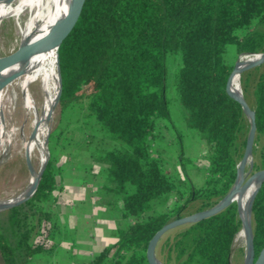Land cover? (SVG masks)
Masks as SVG:
<instances>
[{"label": "trees", "instance_id": "1", "mask_svg": "<svg viewBox=\"0 0 264 264\" xmlns=\"http://www.w3.org/2000/svg\"><path fill=\"white\" fill-rule=\"evenodd\" d=\"M231 45L236 50L230 57ZM58 53L59 112L63 116L85 104L91 134L98 135L89 144L88 165L114 185L109 189L122 196L123 213L133 221L119 230L116 243L74 264H150L147 249L159 229L185 216L193 203H199L198 211L212 208L237 180L250 121L226 87L238 56L264 53V0H86L80 22ZM169 55L179 59L174 86L184 124L203 140V184L185 172L183 149L182 172L175 178L154 147L160 122H172ZM241 85L245 99L251 93L254 100L258 171L264 169V62L242 72ZM54 137L52 132L50 142ZM62 167L51 153L36 192L0 210L2 264H29L49 250L48 230L55 225L51 204ZM166 197L174 198L171 206L156 211ZM235 200L241 212L238 196ZM236 201L165 233L157 257L163 264H232L242 228ZM251 220L257 257L264 248V181Z\"/></svg>", "mask_w": 264, "mask_h": 264}, {"label": "rangeland", "instance_id": "2", "mask_svg": "<svg viewBox=\"0 0 264 264\" xmlns=\"http://www.w3.org/2000/svg\"><path fill=\"white\" fill-rule=\"evenodd\" d=\"M0 30V57H3L20 46V37L18 35L16 20L13 18H4L0 23ZM228 50L229 56L231 57L236 48L234 45H231ZM240 56L233 61L234 67ZM168 62L170 71L168 74V98L170 100L172 122H160L157 128L159 136L156 139L154 147L160 152L165 169L175 178L180 177L182 172L181 161L178 159V156L183 149L185 155V158H183L185 172L195 183L203 184L205 182V173L203 170L205 163L203 140L196 131L186 128L181 114V103L177 98L174 86V71L179 65V59L175 55H169ZM8 92L14 96V100L12 101L8 98V102L4 103V110L1 114L5 125V131L11 136L8 146L5 152H3V159L0 162V201L3 202L18 196L29 185L32 174L28 161H30L36 173H39L41 169L39 148H35L31 153L27 151V143L34 131V115L25 107L23 94L19 88L10 85L8 87ZM10 94L7 97H9ZM31 94L36 100L38 109L41 110L43 93L41 92L39 83L32 84ZM246 101L250 107L253 106L254 100L251 93ZM85 112L86 108L84 104L79 107L67 109L64 115L61 116L58 104L56 105L53 113H51L52 116L50 120L47 122L44 135L45 141H47L48 137V142L46 143L47 152H49L50 155L52 153L56 157L59 164L63 166V169L67 170L69 168L73 173L77 170L83 171L82 178L84 181H105L99 174V168L97 166L94 168L96 172H93L88 165V163H90L88 159L90 154L88 147L92 141L98 138V135L94 136L91 134V132L95 130L93 129L94 127L91 126L92 123L84 117ZM162 123L168 124L171 129L165 128ZM177 131L182 133V140L179 139ZM52 132L55 133L56 137L50 142V135ZM58 133H62L60 137ZM260 148L261 143H258L255 151L253 149L251 153V161L257 165L262 164ZM255 172L257 171L254 170V166L251 168L250 162L247 163L244 181L249 179ZM62 175L65 176V172H63ZM58 179L60 180V176ZM243 197L244 195L238 193V200L241 206ZM169 201V204L165 205L164 208L166 206L167 208L171 206L173 200L170 199ZM198 207V202L193 203L185 212V216L199 212ZM36 239H41V237L37 236ZM245 257L246 242L235 239L232 264H244ZM0 264H2L1 259Z\"/></svg>", "mask_w": 264, "mask_h": 264}, {"label": "bare ground", "instance_id": "3", "mask_svg": "<svg viewBox=\"0 0 264 264\" xmlns=\"http://www.w3.org/2000/svg\"><path fill=\"white\" fill-rule=\"evenodd\" d=\"M72 3L73 0H0V23L4 18L15 19L20 37V45H32L49 33L52 28L64 27L71 22L70 8ZM262 57V54H241L230 80V88L238 96L244 97L241 87V69L243 65L254 62ZM6 80L8 82L4 86H0V162L11 138L5 131L1 114L4 110V103L8 102V98L9 100H14V96L8 92V87L14 85L15 88H19L22 91L25 107L34 115V131L27 143V151L31 153L35 148H39L42 166L47 153L46 141L44 140L47 122L50 120L51 113H53L56 107L60 88L56 49L30 50L21 60L0 71V83ZM34 83H39V87L43 93L41 110L38 109L36 100L31 94V86ZM8 93L10 94L9 97H7ZM252 151L248 153L246 165L251 161ZM238 170V190L234 199L237 198L238 193L244 195L241 207L243 223L235 239L246 242L245 259H247V230L250 223L249 201L260 182L259 179H254L245 186L247 181H244L246 177L245 170L240 165L238 166ZM31 174L32 178L29 185L20 193L18 198L23 197L31 189L39 173H36L32 167ZM2 204L4 202L0 201V205Z\"/></svg>", "mask_w": 264, "mask_h": 264}, {"label": "crops", "instance_id": "4", "mask_svg": "<svg viewBox=\"0 0 264 264\" xmlns=\"http://www.w3.org/2000/svg\"><path fill=\"white\" fill-rule=\"evenodd\" d=\"M64 172L53 192L55 225L48 230L49 250L36 254L29 264L89 261L116 243L119 230L133 222L123 213L122 196L109 189L114 186L110 181H84L83 171L73 173L68 168ZM170 199L158 201L155 210L168 205Z\"/></svg>", "mask_w": 264, "mask_h": 264}, {"label": "water", "instance_id": "5", "mask_svg": "<svg viewBox=\"0 0 264 264\" xmlns=\"http://www.w3.org/2000/svg\"><path fill=\"white\" fill-rule=\"evenodd\" d=\"M85 4H86V0H73L72 6L70 8V15H71L72 19L68 25H66L64 27H60V28L54 27L49 31V33H47L45 36H43L42 38L37 40L32 45L21 44L16 50L12 51L8 55L0 57V71L4 70L5 68H7V67L11 66L12 64L16 63L17 61L21 60L32 49H56L58 72H59V82H60V88H59L58 98H57V102H56V105H57L58 101L60 99L61 89H62L58 51H59L61 45L73 33V31L77 27L78 23L80 22V19L82 17L83 12H84ZM257 54H262L263 57L254 61V62L244 64L242 69H241V73L244 72L245 70L259 66L264 62V53H257ZM237 63H238V61H237ZM237 63H236V65H237ZM236 65H235L233 71L231 72V74L229 76L226 90L229 93V95H231L232 97H234L236 100H238L241 103L243 110L246 113V116L248 117V119L250 121V130H249V134H248L245 153H244L242 160L238 164V166L240 165L242 167V169L245 170L248 153H249V151L253 150V144H254V140H255V136H256L257 127H256L255 111L250 107V105L246 101L245 97L238 96L230 88V80H231L232 75L236 69ZM9 80H11V79H9ZM7 82H8V80L0 83V86H4ZM47 142H48V137H47L46 143ZM49 158H50V154H49V152H47L45 162L41 166L40 172L37 175L36 181H35L34 185L31 187V189L21 198H18L20 196V194H19L18 196L14 197L13 199L5 201L4 204L0 205V210L7 208V207H10V206H13V205L20 204V203L26 201L27 199H29L36 192L38 185L40 183L42 173H43V171H44V169L48 163ZM28 165H29L30 171L32 172V166H31L30 161H28ZM250 165H251V168H253L254 163L252 161H250ZM238 175H239V170H238ZM254 179H259L260 183L257 186V188L254 190V192L250 198V201H249L250 223L248 225V230H247L248 257H247V259H245L244 264H263L264 263V248L261 250V252L259 253V255L257 257L255 254L254 243H253L252 220H251L253 203H254L256 195H257V193H258V191H259V189H260V187L264 181V169L258 170L251 177H249V179H247V181L245 183V186L249 182L253 181ZM237 190H238V177H237V180H236L233 188L230 190V192L218 204H216L212 208H209V209H206L203 211H199V212L191 214V215L183 216V217L174 219V220L166 223L161 229H159L157 231V233L154 235V237L151 239V241L149 243V246L147 249V258H148L149 263L150 264H163L162 261L157 257L156 249H157V245H158L161 237L165 233H167L168 231H170V230H172L178 226L188 224V223L197 222L199 220L205 219L207 217H210V216L220 212L225 207H227L230 203L236 201L234 199V196L236 195ZM237 204H238L239 215H240V218L242 220L241 212H240V206H239L238 202H237Z\"/></svg>", "mask_w": 264, "mask_h": 264}]
</instances>
